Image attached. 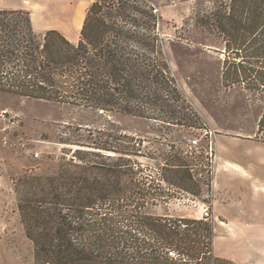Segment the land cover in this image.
I'll use <instances>...</instances> for the list:
<instances>
[{"label": "trees", "instance_id": "trees-1", "mask_svg": "<svg viewBox=\"0 0 264 264\" xmlns=\"http://www.w3.org/2000/svg\"><path fill=\"white\" fill-rule=\"evenodd\" d=\"M160 1L195 3L196 34L221 43L211 46L224 54V86L247 89L263 102L261 136L254 139L264 142V0ZM161 19L147 0H94L73 43L57 30L36 32L29 11L0 9V91L97 114L193 126L188 120L194 112L188 113L165 59ZM116 139L101 134L89 145L60 139L82 149L73 159L60 158L52 174L18 181V209L35 264H236L214 255L212 222L151 211L171 198L162 180L202 192L185 160L191 155L169 154L159 178L132 159L140 150L134 138ZM88 153L107 155L97 161Z\"/></svg>", "mask_w": 264, "mask_h": 264}, {"label": "rangeland", "instance_id": "rangeland-1", "mask_svg": "<svg viewBox=\"0 0 264 264\" xmlns=\"http://www.w3.org/2000/svg\"><path fill=\"white\" fill-rule=\"evenodd\" d=\"M147 1L162 17L159 31L165 42V59L190 106L188 113L194 112L188 120L193 126L186 127L177 121L168 126L126 114H97L68 104L0 91V264H35L34 244L21 221L16 185L28 175L52 174L60 158L73 159L75 151L82 149L79 145L60 143V139L89 145L101 134L116 142H119L116 137L130 136L141 143L138 156L132 159L146 174L160 178L158 174L163 175L169 154L185 151L189 138H200V150L185 160L202 192L194 195L162 180V187L171 198L159 201L156 207L150 206L156 214L176 218L200 219L199 201L211 188L214 160L206 153L211 135L205 129L214 132L216 141L219 139L221 160L227 156L251 160L247 142L223 136L254 138L258 134L263 106L259 94L224 86L221 75L224 54L211 46L221 47V43L216 44L207 34H196L193 1ZM178 104L181 106L182 101ZM216 141L213 154L217 150ZM122 142L132 146L131 142ZM102 157L87 155L89 160L106 159ZM167 187L171 190H166Z\"/></svg>", "mask_w": 264, "mask_h": 264}, {"label": "crops", "instance_id": "crops-1", "mask_svg": "<svg viewBox=\"0 0 264 264\" xmlns=\"http://www.w3.org/2000/svg\"><path fill=\"white\" fill-rule=\"evenodd\" d=\"M93 1L0 0V9L29 11L35 31L57 30L76 43ZM223 137L247 142L246 150L252 154L251 160L230 156L221 160L216 141L211 180L214 255L236 264H264V142L251 136Z\"/></svg>", "mask_w": 264, "mask_h": 264}, {"label": "built area", "instance_id": "built-area-1", "mask_svg": "<svg viewBox=\"0 0 264 264\" xmlns=\"http://www.w3.org/2000/svg\"><path fill=\"white\" fill-rule=\"evenodd\" d=\"M206 134H210L211 137H209V149H206V153L210 155L211 161L216 158V154H213V144L216 141L215 134L213 131H208L205 129ZM137 148H141V143L136 140L135 143ZM200 138L198 137H191L188 139V143L186 145L185 153L189 155H195L198 150H200ZM214 167V166H213ZM213 169V168H212ZM213 172V170H212ZM212 202H213V191L210 190L206 193L203 200L199 201V209H200V219L207 221V222H213V211H212Z\"/></svg>", "mask_w": 264, "mask_h": 264}]
</instances>
